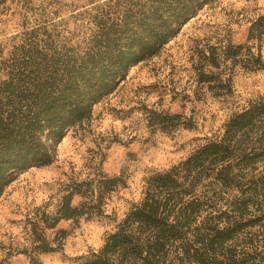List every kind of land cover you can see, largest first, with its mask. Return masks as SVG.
<instances>
[{
  "label": "trees",
  "instance_id": "16d2710c",
  "mask_svg": "<svg viewBox=\"0 0 264 264\" xmlns=\"http://www.w3.org/2000/svg\"><path fill=\"white\" fill-rule=\"evenodd\" d=\"M215 1L0 0V16L13 10L25 17L19 43L0 60V196L22 172L53 163L67 132L92 118V107L129 69L158 55ZM66 6L71 10L64 17ZM27 19L37 23L28 26ZM246 42L197 51L198 82L214 97L232 95L236 66L262 68L264 14L250 21ZM202 140L176 164L146 176L141 199L97 251L74 264H264V96ZM124 185L122 175L94 168L86 179L69 178L53 210L46 203L27 218L25 244L0 243V264H10L14 254L39 264L38 255L60 251L65 232L56 230L59 222L104 216L106 201ZM74 197L80 199L75 206Z\"/></svg>",
  "mask_w": 264,
  "mask_h": 264
},
{
  "label": "rangeland",
  "instance_id": "374dc122",
  "mask_svg": "<svg viewBox=\"0 0 264 264\" xmlns=\"http://www.w3.org/2000/svg\"><path fill=\"white\" fill-rule=\"evenodd\" d=\"M84 1L59 3L80 5ZM70 10L64 7L62 16ZM259 14H264V0H216L191 18L158 55L131 67L118 88L92 107V118L67 132L53 163L27 169L5 188L0 196V243L5 247L11 241L13 246L25 244L26 220L34 209L48 203V210H53L69 178L86 179L94 168L107 176L122 175L124 187L110 195L104 216L81 219L78 225L60 221L56 230L65 232L62 249L40 254L37 259L39 264H74L76 257L97 251L106 235L141 199L146 176L185 158L203 138L218 133L231 113L264 96V63L253 72L236 66L233 93L226 98L214 97L198 82L193 68L199 60L197 51L206 44L230 40L235 45H249L248 27ZM23 16L13 10L0 16V47L4 49L0 60L19 43L16 34L25 21ZM26 22L28 26L37 23L31 19ZM261 52L264 60V44ZM167 115L179 118L166 121ZM163 119L162 125L156 123ZM79 200L74 197L72 204ZM8 261L28 264L21 254Z\"/></svg>",
  "mask_w": 264,
  "mask_h": 264
}]
</instances>
